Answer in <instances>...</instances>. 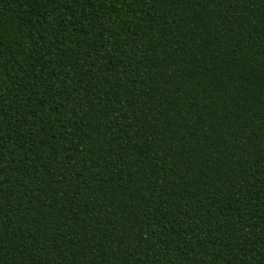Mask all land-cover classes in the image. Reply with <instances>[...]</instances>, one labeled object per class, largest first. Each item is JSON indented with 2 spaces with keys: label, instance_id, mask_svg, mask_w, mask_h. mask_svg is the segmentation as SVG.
<instances>
[{
  "label": "trees",
  "instance_id": "trees-1",
  "mask_svg": "<svg viewBox=\"0 0 264 264\" xmlns=\"http://www.w3.org/2000/svg\"><path fill=\"white\" fill-rule=\"evenodd\" d=\"M0 264H264V0H0Z\"/></svg>",
  "mask_w": 264,
  "mask_h": 264
}]
</instances>
